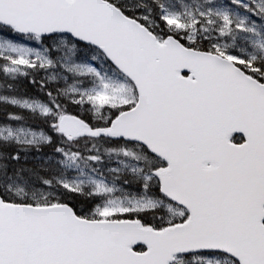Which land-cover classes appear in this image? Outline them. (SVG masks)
Listing matches in <instances>:
<instances>
[{
  "label": "snow or ice",
  "instance_id": "1",
  "mask_svg": "<svg viewBox=\"0 0 264 264\" xmlns=\"http://www.w3.org/2000/svg\"><path fill=\"white\" fill-rule=\"evenodd\" d=\"M0 264H264V0H0Z\"/></svg>",
  "mask_w": 264,
  "mask_h": 264
}]
</instances>
